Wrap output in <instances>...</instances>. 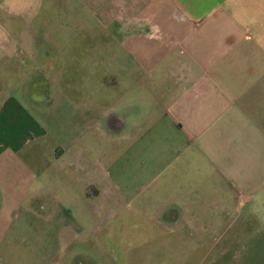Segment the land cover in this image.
Wrapping results in <instances>:
<instances>
[{
    "label": "crops",
    "instance_id": "0c3cea01",
    "mask_svg": "<svg viewBox=\"0 0 264 264\" xmlns=\"http://www.w3.org/2000/svg\"><path fill=\"white\" fill-rule=\"evenodd\" d=\"M62 10L80 12L73 30H89L79 46L76 32L62 30ZM98 11L106 35H93ZM0 26L9 32L3 47L15 44L14 55H0V264H74L77 252L65 263L62 250L92 226L86 212L12 208L29 197L71 201L70 181L52 187L66 148H52L46 168L39 156L58 98L72 104L77 87L62 74L81 51L89 73L98 54L116 59L102 67L115 85L84 89H116L122 107L131 96L139 118L129 129L147 123L152 159L135 166L130 195L119 191L118 214L101 194L102 217L133 214L138 224L120 228L132 234L125 239L163 234L165 247L181 251L175 264H264V0H39L36 12L0 9ZM108 121L125 132L123 109ZM135 199L138 210L127 206Z\"/></svg>",
    "mask_w": 264,
    "mask_h": 264
},
{
    "label": "rangeland",
    "instance_id": "374dc122",
    "mask_svg": "<svg viewBox=\"0 0 264 264\" xmlns=\"http://www.w3.org/2000/svg\"><path fill=\"white\" fill-rule=\"evenodd\" d=\"M75 11L73 15L71 11L68 13L62 10L61 19L64 20L62 30L64 32H76L74 43L76 44L77 41L79 46L85 35L90 34L87 29L77 28L73 30V27L69 26L74 17L80 14L78 10ZM93 14L95 17V8ZM99 14L98 11V16L92 20L94 23L93 30L96 32L93 35H106ZM77 55L80 57V63L74 67L71 66V72L62 74V82L73 83L77 87V89L70 90L73 94L71 97L73 99L72 104L70 105L68 99L63 96L58 98L60 102L57 103L55 112L46 117L45 125L48 134L40 144L44 147L45 153L39 156L40 162H42L41 166L46 168L58 156L52 148L56 146L66 148L55 161L65 165V168L58 171L56 182L52 187L53 190L59 189L62 188L58 186L59 183L63 185L66 181H70L71 201L60 202L54 195V198L46 197L45 200H34V197H29L27 201H14L12 208L19 211L25 206V208H29L30 214H48L70 209L73 212H86L89 215L92 223V226L89 227L90 230L80 234L79 237L82 240L78 241L80 238L77 240L72 252L62 250L64 260H67L65 263L69 262L67 257L76 251L77 256L75 255L74 264H81V262L83 264H175L170 261L180 260L181 251L165 247V243L169 241H166L163 234L154 235L152 233L150 236L140 237L139 244H133L131 240L125 239L131 238L132 234L123 235L120 228L121 226H128L130 229L138 224L137 217L133 214L128 213V215L122 211L126 213L123 215L124 222L122 216L102 217L105 208L104 204L101 203V194L103 193L110 201L108 203L110 214H112V209L115 212L123 210L120 206L122 202L118 201L120 198L118 196L119 191L131 193L132 188L136 186L133 183L138 181L135 176V166L148 165L152 162L148 153V131L144 133L147 123H143L141 132L138 131L133 134L129 128L139 116L134 112V107L128 105L130 103L128 97L131 96L126 97V105L122 107L119 91L116 89H84V85H91V83L95 87L99 79L102 82H114L113 85H115V78L102 67L107 60L117 63L116 59H108L104 53L98 54L96 58L92 59L94 71L89 73L85 69L84 53L82 51L77 52ZM94 59L96 60L94 61ZM113 66V70L116 71L115 64ZM62 92L66 95L69 94V91ZM86 108L88 109L87 112L84 111ZM122 109L126 119L125 132L121 129L111 128L107 124L108 119H115L117 114L122 112ZM68 145L71 146L69 151L66 147ZM118 169L123 170L124 175L118 176V174H122ZM45 188L47 187L45 186ZM61 190L64 192V189ZM89 190L91 191L89 192ZM135 200V203L127 205L128 208H137L138 210L139 202L138 199ZM15 211L13 210V212ZM80 215L83 214H75L77 221ZM107 227L110 233H107ZM152 230L147 231L146 234ZM147 243L150 245L147 246ZM132 245H136L135 248ZM188 252L195 256V253Z\"/></svg>",
    "mask_w": 264,
    "mask_h": 264
},
{
    "label": "clouds",
    "instance_id": "9594fccd",
    "mask_svg": "<svg viewBox=\"0 0 264 264\" xmlns=\"http://www.w3.org/2000/svg\"><path fill=\"white\" fill-rule=\"evenodd\" d=\"M7 7L8 13L10 15H21L27 9L31 8L33 12L38 11L39 0H3L0 3V9ZM9 32L5 27L0 26V55L12 56L15 54V44L12 47L5 49L3 45L8 42Z\"/></svg>",
    "mask_w": 264,
    "mask_h": 264
}]
</instances>
